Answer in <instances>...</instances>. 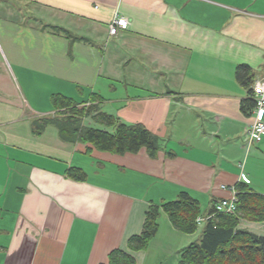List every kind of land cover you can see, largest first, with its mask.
Segmentation results:
<instances>
[{
  "label": "crops",
  "instance_id": "obj_1",
  "mask_svg": "<svg viewBox=\"0 0 264 264\" xmlns=\"http://www.w3.org/2000/svg\"><path fill=\"white\" fill-rule=\"evenodd\" d=\"M118 18L128 27L110 36ZM239 66L264 74V0H0V264H108L117 249L135 264L149 249L179 256L196 232L168 219L146 252L127 249L150 204L183 191L207 218L237 183L264 195V135L245 150ZM55 95L144 126L156 157L68 143L53 125L35 133L57 115ZM94 114L84 126L112 131Z\"/></svg>",
  "mask_w": 264,
  "mask_h": 264
},
{
  "label": "trees",
  "instance_id": "obj_2",
  "mask_svg": "<svg viewBox=\"0 0 264 264\" xmlns=\"http://www.w3.org/2000/svg\"><path fill=\"white\" fill-rule=\"evenodd\" d=\"M236 79L249 89L248 96L240 102V111L245 116H251L255 107L251 89L254 75L248 67L239 66ZM51 101L57 115L34 123L35 133L53 125L65 142L89 143L98 151L117 155L136 153L144 148L148 156L154 158L160 149L159 138L140 124L126 125L111 115L99 112L96 105L79 106L63 96L55 95ZM93 112V118L112 131L84 126L83 119ZM67 176L75 181L85 180L84 172L78 168H70ZM233 191L235 211L217 212L213 206L208 217L203 218L199 242L183 248L176 264H264V236L240 227L243 222H264V195L244 183H237ZM161 213L165 214L173 228L187 235L197 231V219L202 218L199 201L187 192H179L174 200L160 205L150 204L141 232L128 240L129 251L146 250L158 232ZM108 264H135V260L129 253L117 249L109 253Z\"/></svg>",
  "mask_w": 264,
  "mask_h": 264
},
{
  "label": "built area",
  "instance_id": "obj_3",
  "mask_svg": "<svg viewBox=\"0 0 264 264\" xmlns=\"http://www.w3.org/2000/svg\"><path fill=\"white\" fill-rule=\"evenodd\" d=\"M127 27L128 21L125 18L115 19L109 25V35L116 36L119 31H125ZM251 89L255 101V107L252 111V122L245 134L244 148L246 151L249 148L256 146L261 141L262 135H264V74L261 77L255 78ZM232 192L229 198L221 199L216 202L214 207L217 212L233 213L235 211L236 199L233 190ZM203 221V218L197 219L199 225Z\"/></svg>",
  "mask_w": 264,
  "mask_h": 264
},
{
  "label": "rangeland",
  "instance_id": "obj_4",
  "mask_svg": "<svg viewBox=\"0 0 264 264\" xmlns=\"http://www.w3.org/2000/svg\"><path fill=\"white\" fill-rule=\"evenodd\" d=\"M91 125L93 127H96L97 129H102L101 125H99V124L94 123ZM243 162H244V156H243L241 163L243 164ZM163 223L167 224V217L165 216V214L161 213L159 216V219H158V224L161 227V230H160L161 235L160 236L162 238H165L164 235L167 234L168 232H166L165 229L163 228ZM243 224L246 225L243 228L249 229L258 235L264 236V230H263L264 227L261 226L262 223L244 222ZM202 227H203V225L198 227L196 234H194L195 238L192 239V242H195V241H196L195 243L199 242L200 238H198L197 232L201 233ZM256 227H259V229ZM158 231H159V229H158ZM200 233H199V235H200ZM150 242H149V244H150ZM149 244H148V247L146 248V250L144 252H146L147 249L150 248ZM187 245L188 244H186V246ZM164 249H165V251H164L163 256L160 254H157V252L149 249V252L147 253V259H146L144 264H176L178 262V259H179L178 252L176 253V255L174 257H172L173 255L170 254L169 250L166 247Z\"/></svg>",
  "mask_w": 264,
  "mask_h": 264
}]
</instances>
